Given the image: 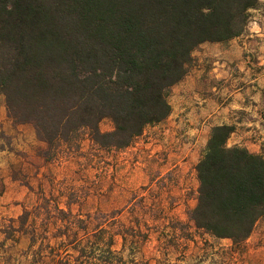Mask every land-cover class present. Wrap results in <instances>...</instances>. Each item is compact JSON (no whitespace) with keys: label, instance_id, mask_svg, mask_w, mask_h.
<instances>
[{"label":"trees","instance_id":"16d2710c","mask_svg":"<svg viewBox=\"0 0 264 264\" xmlns=\"http://www.w3.org/2000/svg\"><path fill=\"white\" fill-rule=\"evenodd\" d=\"M259 4L0 0V94L9 116L32 123L48 143V158L58 155L63 144L81 147L86 131L101 148H126L148 125L171 114L168 91L187 75L194 50L206 41L241 35L250 10ZM104 118L112 120L113 130L100 129ZM233 130L227 124L212 127L196 165L197 203L189 219L197 230L237 244L250 237L264 216V152L228 145ZM56 209L71 217L67 225L79 223L85 231L80 238L77 232L67 233L68 226L63 229L71 249L70 259L61 263L126 264L123 253L114 248L116 233L110 227L101 224L93 232L90 215L76 218L70 208ZM123 227L117 233L122 248L129 231L136 240H145L141 229ZM35 241L33 234L30 249ZM35 253L41 256V245ZM55 254L62 258L60 251Z\"/></svg>","mask_w":264,"mask_h":264},{"label":"rangeland","instance_id":"374dc122","mask_svg":"<svg viewBox=\"0 0 264 264\" xmlns=\"http://www.w3.org/2000/svg\"><path fill=\"white\" fill-rule=\"evenodd\" d=\"M202 64L194 52L188 73ZM168 99L174 106V87ZM99 127L111 131L114 124L104 118ZM192 137L185 126L167 118L148 125L126 148H101L86 131L81 149L63 144L58 155L48 158V143L32 123L9 116L0 94V264H64L61 261L70 259L63 229L68 226L67 233L77 232L80 238L85 231L79 223L67 225L71 217L57 205L70 208L76 218L90 215L91 231L101 224L110 227L116 233L114 248L123 253L126 264H264V216L250 237L237 244L197 230L190 221L206 133L197 146ZM124 225L141 229L145 240H136L129 231L122 248L117 233ZM33 234L36 241L30 249ZM40 245L41 256L35 253Z\"/></svg>","mask_w":264,"mask_h":264},{"label":"crops","instance_id":"0c3cea01","mask_svg":"<svg viewBox=\"0 0 264 264\" xmlns=\"http://www.w3.org/2000/svg\"><path fill=\"white\" fill-rule=\"evenodd\" d=\"M199 47L202 67L172 86L177 100L167 118L185 126L196 146L205 133L206 146L213 126L227 124L234 127L228 145L264 152V6L250 10L241 35Z\"/></svg>","mask_w":264,"mask_h":264}]
</instances>
